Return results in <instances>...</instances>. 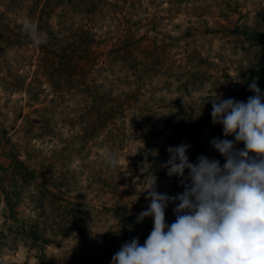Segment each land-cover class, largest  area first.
<instances>
[{"label": "rangeland", "instance_id": "obj_1", "mask_svg": "<svg viewBox=\"0 0 264 264\" xmlns=\"http://www.w3.org/2000/svg\"><path fill=\"white\" fill-rule=\"evenodd\" d=\"M113 1L118 14L111 16L108 2ZM96 3L103 15L90 22L107 39L99 47L106 49L125 35L135 61L144 56L142 71L135 69L131 78L134 91L122 100L124 113L130 114L101 126L99 134L88 139L80 125L89 113L77 105V96L66 92L59 103L44 107L45 97L51 95L47 83L37 84L38 98L32 100L22 91L4 89L0 79V126L6 127L9 140L2 143L0 137V165L8 164L10 154L5 151L12 147L33 173L21 176L12 215L30 221L49 239L43 249L49 264H73L71 260L81 262L86 255H91V263L109 264L129 235L113 216L114 209L135 218L145 210L150 201L140 191L151 174L157 178L158 192L175 196L184 191L188 181L169 177L162 167L168 147L189 145L193 164L201 155L225 162L210 143L224 136L222 125L211 122V100L206 99L246 102L254 95L248 87L253 81L264 92V0ZM11 4L9 23L26 21L34 9V0ZM123 12L126 25L113 18ZM13 40L0 53V77L29 75L31 46L20 47ZM243 147L242 142L236 144L237 149ZM109 157H114L115 166ZM177 203L165 209L168 225L176 219ZM9 213L1 196L0 229L5 235L0 237V264H40L19 228L9 231L3 224ZM143 221L153 223L151 217ZM138 231L150 234L142 227Z\"/></svg>", "mask_w": 264, "mask_h": 264}, {"label": "clouds", "instance_id": "obj_2", "mask_svg": "<svg viewBox=\"0 0 264 264\" xmlns=\"http://www.w3.org/2000/svg\"><path fill=\"white\" fill-rule=\"evenodd\" d=\"M248 87L254 95L246 102L206 99L211 122L222 125L224 139L210 143L224 157L223 165L203 155L191 163L187 144L168 147L162 167L169 177L188 181L184 191L158 192L151 174L140 191L150 203L136 223L151 217L152 230L143 245L138 237L122 244L111 264H264V92L255 81ZM240 142L244 147L237 149ZM108 162L115 166L114 157ZM176 201V219L168 225L165 209Z\"/></svg>", "mask_w": 264, "mask_h": 264}, {"label": "trees", "instance_id": "obj_3", "mask_svg": "<svg viewBox=\"0 0 264 264\" xmlns=\"http://www.w3.org/2000/svg\"><path fill=\"white\" fill-rule=\"evenodd\" d=\"M11 3L12 0L0 2V53L7 42L12 44L8 40L14 38V45L26 47L30 44V61H33L28 63L31 69L27 76L14 72L9 77H0L3 85L5 84L4 89L22 91L28 98L36 100L39 90L37 84L43 81L51 92L49 97H45L44 107L59 103L63 93L68 92L71 97L77 96V105L89 113L80 125L88 139L98 135L101 126L106 127L110 121L114 122L124 118L125 114H130L124 113L122 100L124 95L133 93L135 86L131 78L136 70L142 71L144 56L135 61V54L125 35L119 37V41H111L106 49L99 47L107 39L90 22L92 18H101L103 15L96 0H34V9L26 21L9 23L6 13L12 10ZM115 3L117 2H108L111 16L118 14V10L112 6ZM113 18L124 21L125 25L129 21L124 12ZM20 32L22 39L21 36L15 39L21 35ZM113 65L116 69L112 68ZM6 133V127L0 126L2 143L9 141ZM5 153L10 154V160L7 165H0V200L2 196L7 211L11 213L2 219L3 224L9 231L19 228V232L23 234L21 236L28 238L30 245L35 248L37 261L49 264L43 250L49 239L42 237L30 221L25 223L17 215H12L15 212L13 206L18 201L21 176H32L33 173L27 172V167L17 159L12 147H7ZM5 171H8L5 175L7 187L4 184ZM112 213L121 225L126 226V232L129 231L127 241H131L132 236H137L139 243H144L148 235L145 237L138 228L142 227L150 233L153 223L143 221L141 225L136 223L135 217L118 209H114ZM3 235L5 232L0 229V237ZM89 258L91 255L80 257L81 262L71 261L73 264H98L95 263L97 261L91 263ZM109 261L111 264V259Z\"/></svg>", "mask_w": 264, "mask_h": 264}]
</instances>
